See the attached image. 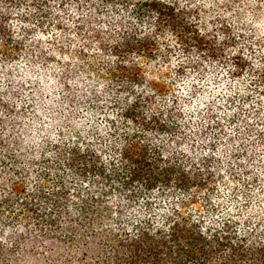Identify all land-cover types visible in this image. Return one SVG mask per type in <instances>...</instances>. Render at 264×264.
I'll return each instance as SVG.
<instances>
[{
    "label": "clouds",
    "instance_id": "clouds-1",
    "mask_svg": "<svg viewBox=\"0 0 264 264\" xmlns=\"http://www.w3.org/2000/svg\"><path fill=\"white\" fill-rule=\"evenodd\" d=\"M44 10L0 0L23 42L0 53V264H116L125 240L264 264V0Z\"/></svg>",
    "mask_w": 264,
    "mask_h": 264
},
{
    "label": "trees",
    "instance_id": "trees-1",
    "mask_svg": "<svg viewBox=\"0 0 264 264\" xmlns=\"http://www.w3.org/2000/svg\"><path fill=\"white\" fill-rule=\"evenodd\" d=\"M5 3H16V0H4ZM22 2V0H21ZM32 6L37 9V14H33L34 17L40 18L41 26L44 23L43 18H47L48 11H45L47 6V0H32ZM42 17V18H41ZM61 27V25H57ZM8 30L3 27V23L0 22V38L4 39V49H0L5 58H8L19 51L23 47L22 41H17L15 45L11 44L10 38H8ZM214 54V53H213ZM76 161L70 165L75 168ZM45 181L48 180L46 173H42ZM47 187V184H45ZM23 191V189H20ZM64 195L63 192L55 193V199L47 196L43 190L39 193V199L45 202L53 203L55 206H59L60 198ZM33 199H36V194H33ZM7 202V201H6ZM38 206V205H34ZM92 206H89L91 209ZM29 213L35 214L34 208H28ZM87 215H95L91 210L86 212ZM61 244L67 243V241H59ZM118 258L116 264H240L237 250H232L231 254L228 253L225 246L221 245H205L202 249L195 252V254H189L181 251L178 256L173 257L171 249L162 241H128L120 242L117 248ZM146 258V259H145ZM259 264V262H257Z\"/></svg>",
    "mask_w": 264,
    "mask_h": 264
}]
</instances>
